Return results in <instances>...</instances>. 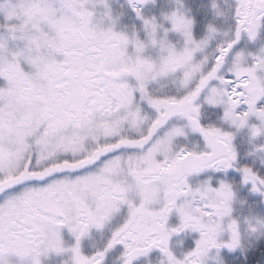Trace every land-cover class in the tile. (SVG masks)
I'll return each instance as SVG.
<instances>
[{
  "label": "snow or ice",
  "instance_id": "1",
  "mask_svg": "<svg viewBox=\"0 0 264 264\" xmlns=\"http://www.w3.org/2000/svg\"><path fill=\"white\" fill-rule=\"evenodd\" d=\"M0 264H264V0H0Z\"/></svg>",
  "mask_w": 264,
  "mask_h": 264
}]
</instances>
